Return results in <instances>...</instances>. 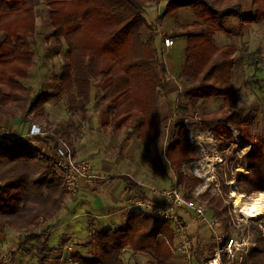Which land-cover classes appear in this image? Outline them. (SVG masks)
<instances>
[{"label":"trees","instance_id":"16d2710c","mask_svg":"<svg viewBox=\"0 0 264 264\" xmlns=\"http://www.w3.org/2000/svg\"><path fill=\"white\" fill-rule=\"evenodd\" d=\"M57 49L63 44L66 63L58 77V91L65 98L69 113H84L90 102V92L98 86L101 100L107 103L101 120L102 128L120 130L133 128L138 140L147 141L151 157L159 166L171 169L176 184L193 187L197 178L186 177L181 163L191 156L181 117H173L174 138H170L160 153L163 118L159 98L167 90L165 64L161 60L162 47L158 39V25L170 17L185 39L184 58L178 75L184 96L190 100L222 98L234 93L232 83L235 65V46L217 45L214 35L230 36L225 22L239 18V27L264 21V0H167L164 10L153 23L145 17L146 3L157 0H44ZM248 2L243 7V2ZM34 0H0V115H13L14 109L34 116H43L45 104L56 94L38 93L32 96L21 80L28 76L34 64L28 37L35 35ZM189 8L199 21L182 25L178 11ZM1 86H7L4 92ZM228 124L234 125L244 140L251 143L241 166L249 172L241 180L245 192L264 190V133L253 137L247 123L232 111L216 121L212 131L232 139ZM61 135L68 136L64 131ZM57 143L55 137H51ZM32 137H23L6 144L0 141V230L20 231L39 228L49 223L65 203L68 192L63 175L56 169L52 154L45 155L32 148ZM48 144L47 138H36ZM48 146V145H47ZM119 179L125 191L138 200L153 206L142 187L127 174L107 177ZM175 231L162 218L134 210L121 224L92 233L94 252L75 257V264H125L122 252L145 253L151 258L147 264H168L172 257ZM177 236V235H176ZM259 236V230H258ZM37 234L26 233L20 247L35 240ZM261 241H264L259 236ZM49 249L44 240L40 254ZM249 264H264V245L257 241L246 256ZM199 261V258L196 259ZM0 264H7L2 259ZM201 264H204L201 262Z\"/></svg>","mask_w":264,"mask_h":264},{"label":"rangeland","instance_id":"374dc122","mask_svg":"<svg viewBox=\"0 0 264 264\" xmlns=\"http://www.w3.org/2000/svg\"><path fill=\"white\" fill-rule=\"evenodd\" d=\"M248 2H243L244 8L248 6ZM34 4L35 35L27 39L33 52L34 64L29 69L27 78L21 82L30 89L32 96L38 93H52L56 94V97L45 104L43 116L38 117L14 109L13 115L5 117L23 118V122L38 121L43 123L42 126L52 133L49 135L50 137H45L49 140L48 144L42 140H36V138L42 137H33L34 142H31V146L45 155L53 153L57 143L51 137L56 136L67 143L72 150L73 157L77 160L82 158H79L76 147L83 145L80 150L84 154L90 151L101 160L106 159L111 162L115 160L116 164L119 161L125 162L115 169L129 177L140 178L145 188L157 194L164 201V204L168 201L166 192L173 188H177L186 200L200 203L205 210L207 219L217 220L219 224L211 230L206 223L203 225L199 223L200 231L204 229L203 227L208 226L211 234L210 232L207 233L206 239L203 242L202 239H199L200 242L197 244L196 239L190 237L191 221L182 216L190 222L186 236L190 241L191 256L188 258L176 250L180 239L175 235L171 260L184 261V264H201V262L218 264L217 260H214L215 258L218 259V256L215 255L216 244L213 242L212 235V232H216L222 236V240L232 238L237 248L240 249L232 261L226 260L221 255L222 264H249L246 256L250 248L257 241L264 245V241L259 238L260 236L264 240V213L251 217L240 212L239 205L235 203L234 194L243 195L242 200L249 203L257 192H264V190L245 192L243 183H240L249 174L244 167L245 165L240 166L243 156L250 151L251 143L244 140L232 124H228L232 139L227 138L224 134L217 136L212 129L218 118L232 111H237L239 120L247 123L246 130L249 135L256 138L264 133V21L240 28L239 18L232 17L225 22L226 28L231 30L230 36L221 33L214 35V41L217 45L232 44L236 48L233 55L235 65L232 78L235 89L228 100L222 98L190 100L184 96L180 78L176 79L175 87L171 86L159 98V108L163 118L160 153L163 155L165 144L171 137L174 138L175 136L172 124L173 117H181L192 152H189L191 157L181 163L180 171L186 177L197 178V183L191 187L185 183L183 186H178L175 173L153 161L150 156L149 143L138 140L133 128L113 130L109 127H101V120H103V112L107 103L101 100V92L98 86L92 88L90 102L84 113H69L66 110L65 98L59 93L57 84L61 67L66 63L65 51L67 47L63 44L60 49H57L53 42L52 28L45 1L34 0ZM153 4L152 2L146 3L145 12L146 8ZM150 16V13L148 15L145 13L148 22L152 23ZM192 20L199 21L192 10H187L183 22L190 24ZM161 25L162 29L168 33L173 32L178 36L182 34L174 21L167 19ZM2 35L3 33L0 32V39ZM180 37L184 38L183 36ZM180 52L179 47H174L170 51L162 49L160 57L163 54L165 62L171 67L174 59L179 58ZM165 79L168 78L165 77ZM1 89L8 92L7 86H1ZM64 131L68 134L67 137L61 135ZM6 134L17 138L23 135L18 130L8 131ZM83 161L92 164L95 179L91 180L106 179L108 174L95 171L91 161L87 159H83ZM2 191L3 183L0 182V194ZM133 204L134 202H130L124 210L126 212L135 210L136 206L133 207ZM121 221L120 218L117 223L121 224L123 222ZM91 224L85 223L79 228L75 225L71 226V229L75 230L76 233L83 229L76 235L80 236L81 234L82 237L68 235L65 240L66 243L65 241L62 244L59 243V247H56L57 250L49 249L44 254H40L38 248L44 240L48 244L51 234H46V232L52 230L48 223L37 229L31 228L23 231L5 228L0 230L2 259L7 264H69L71 260L75 262L76 254H78L75 253L76 250L82 252L81 255L84 256L94 252L90 249L86 250L89 245H92L94 249L93 237L89 235ZM65 231L69 233L71 230L65 229ZM29 232L36 233L37 238L26 244L25 247H20L19 243L23 240L24 235ZM127 250L124 249L121 256L125 264H147L151 261L149 255L145 253L130 254ZM197 257L199 261L196 260Z\"/></svg>","mask_w":264,"mask_h":264},{"label":"crops","instance_id":"0c3cea01","mask_svg":"<svg viewBox=\"0 0 264 264\" xmlns=\"http://www.w3.org/2000/svg\"><path fill=\"white\" fill-rule=\"evenodd\" d=\"M166 3H167V0H157L156 3L146 8V14L148 15V13H150L151 15L150 16L151 22L152 21L154 22L156 17L160 15V13L164 10ZM187 10H190V9L181 8L178 11V20L180 24L182 25H186L188 23V22H183L184 14L186 13ZM167 19L173 21L172 18L166 17L158 25L159 27H157L160 46L162 47V42H161L162 36H171L175 38L173 48L179 47L181 50L179 58L174 59L175 61L172 62L173 65L171 67L168 66V64L165 62L163 54L161 56V60L164 62L165 68H166L165 77L168 78L166 80V84H167V90H169L171 86L175 87V84L177 83L176 79L178 78V75L180 73L181 64L184 58L185 39L180 37V35L178 36V34L176 33H173V32L168 33L167 31L162 29L161 24L165 23ZM193 21H197V20H192L190 23H192ZM28 129H29V122L28 121L23 122V118L12 119V118H8L5 116H0V134L6 133L8 131H14V130L15 131L18 130L21 133L25 134L28 131ZM84 147L86 148L87 146H84ZM82 148H83V145L76 147L79 158H82L81 160L87 159L91 161L94 164L95 171L106 173L108 174L107 177L125 174L121 171H118V169H115L118 165L125 163V162L119 161V163L116 164L115 160L112 162L106 159L101 160L99 159V157H97L90 151L84 154L80 150ZM150 156H151V152H150ZM130 177L132 180H134L136 183H138L142 187L146 197L150 201H153L156 204H164L163 203L164 201L161 200L157 194H154L145 188L144 183L142 182L140 178H137V177L134 178L133 176H130ZM135 201H138V198H136L132 193L126 192L124 182L119 179L106 180L104 178L103 180H99V181L97 180L96 181L95 180L80 181L76 192L73 195L67 196V198L65 199V203L63 207L61 208L60 212L58 213V215H56L54 219H52L48 223V225L51 226L52 228V230H49L48 232H46V234L48 233L51 234L48 239V246H50L51 249L53 250H57V248L59 247L58 246L59 243L60 244L64 243L68 235L69 236L73 235L74 237L81 238L82 237L81 234L80 236H76V235H78L81 231H83V229L78 230L79 232L77 231L76 233L75 230L71 229L72 228L71 226H74V225L79 228L80 226H83L85 223L87 225L92 223L91 224L92 227L90 226L89 228L90 229L89 235H91V237H92V233L94 229H104L107 227L116 226L120 218L123 221L125 217L127 216V214L134 211L132 210V211L126 212L124 209L130 202H135ZM137 206L135 210L142 211L144 213L147 212L144 206H139V205ZM180 215L185 217L192 223L191 229L189 230L190 237L195 238L197 244H199L200 242L199 239H202V242H203L206 239V234L210 232L209 227L208 226L203 227L204 229L200 231L198 224L202 223L203 225L204 222H201L192 210H187V209L181 210ZM87 225L86 227H88ZM65 229H70L71 231H69L68 233L65 231ZM86 248H87L86 250L90 249L92 252L94 251L92 245H89ZM127 252L132 254L131 250L129 249L127 250ZM75 253H78V254L80 253L79 255H81L82 252H80L79 250H76ZM81 256H84V255H81ZM168 264H184V261L180 262V261L170 260ZM189 264H192V263H189Z\"/></svg>","mask_w":264,"mask_h":264},{"label":"built area","instance_id":"2783aa9c","mask_svg":"<svg viewBox=\"0 0 264 264\" xmlns=\"http://www.w3.org/2000/svg\"><path fill=\"white\" fill-rule=\"evenodd\" d=\"M174 41V37L162 36V49L170 51L174 46ZM42 124L38 121L29 122L28 131L21 137H50L49 135L52 134L51 131L47 130ZM20 138L6 133L0 134V141L7 144H12ZM56 139L57 144L54 148V157L52 161L56 169L63 175L64 186L68 194L73 195L81 180L90 181L91 179H95L93 176V167L88 161L75 159L72 150L67 143L59 137H56ZM165 195L168 198V201L162 206H153L138 200L134 202L133 207L137 205L144 206L145 210L153 217L167 220L173 227L177 237L180 239V243L176 250L189 258L191 256V246L186 234L190 228V222L180 215V211L184 209L192 210L202 222L210 227L211 230H213V227H216L219 223L214 219L208 220L205 216V210L202 205L194 201L186 200L177 188L169 190ZM212 235L213 242L216 244L215 255L218 256V259L223 255L226 260L232 261L236 253L240 251V249L237 248L235 241L232 238L222 240V236L216 232H212ZM218 259L215 258L214 260H217L218 264H222L221 258ZM75 263L76 262H72L71 260L69 264Z\"/></svg>","mask_w":264,"mask_h":264},{"label":"bare ground","instance_id":"6f19581e","mask_svg":"<svg viewBox=\"0 0 264 264\" xmlns=\"http://www.w3.org/2000/svg\"><path fill=\"white\" fill-rule=\"evenodd\" d=\"M235 203L239 205L240 212L247 216L256 217L264 213V192H257L249 203L242 200L243 195L234 194Z\"/></svg>","mask_w":264,"mask_h":264}]
</instances>
